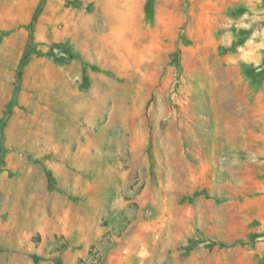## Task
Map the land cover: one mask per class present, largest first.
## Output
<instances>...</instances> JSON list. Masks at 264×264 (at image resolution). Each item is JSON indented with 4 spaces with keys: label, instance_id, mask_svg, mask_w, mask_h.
<instances>
[{
    "label": "rangeland",
    "instance_id": "1",
    "mask_svg": "<svg viewBox=\"0 0 264 264\" xmlns=\"http://www.w3.org/2000/svg\"><path fill=\"white\" fill-rule=\"evenodd\" d=\"M39 3L0 0V264H261L264 0H44L19 74Z\"/></svg>",
    "mask_w": 264,
    "mask_h": 264
},
{
    "label": "trees",
    "instance_id": "2",
    "mask_svg": "<svg viewBox=\"0 0 264 264\" xmlns=\"http://www.w3.org/2000/svg\"><path fill=\"white\" fill-rule=\"evenodd\" d=\"M43 2H44V0H40V3L38 5V7H37V9L35 11L34 17L32 19V22L27 27V30H28V42H27V45H26L25 50H24V53H23V55H22V57L20 59V62H19V74L21 72L22 66L24 65V63L27 60V57L29 56L30 53L33 52V21L35 20L36 16L38 15V12H39L41 6L43 5ZM153 2H154V0H148V8L149 9L152 7ZM19 80H20V76H18V78H17V83H19ZM83 80H86L85 76L83 77ZM17 92H18V87L15 88V91H14V94H13V98H12L11 102L9 103L3 118L0 120V164L2 162V158H3L4 154H5V149H4V146L2 144V142H3L2 123H3L4 119H5V117L7 115H9V113L11 111V108L14 106V101H15L14 99H15V96H16ZM261 264H264V259H263Z\"/></svg>",
    "mask_w": 264,
    "mask_h": 264
}]
</instances>
